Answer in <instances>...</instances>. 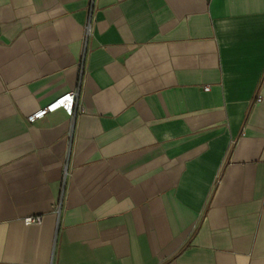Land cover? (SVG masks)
<instances>
[{
    "label": "crops",
    "instance_id": "crops-1",
    "mask_svg": "<svg viewBox=\"0 0 264 264\" xmlns=\"http://www.w3.org/2000/svg\"><path fill=\"white\" fill-rule=\"evenodd\" d=\"M88 6L0 0V264H264V0Z\"/></svg>",
    "mask_w": 264,
    "mask_h": 264
},
{
    "label": "built area",
    "instance_id": "built-area-1",
    "mask_svg": "<svg viewBox=\"0 0 264 264\" xmlns=\"http://www.w3.org/2000/svg\"><path fill=\"white\" fill-rule=\"evenodd\" d=\"M95 7H96V0H89L88 16H87V21L85 24V43H86L87 38L93 32V25H94V19H95ZM85 55H86V50L84 49L81 62L79 63L81 66V77L83 73L82 66H83ZM80 83H81V80L77 88H75L74 90L67 92L61 96H58L46 106L29 114L27 116L28 122L34 123L38 121L39 119L43 118L46 114L50 112H54L59 109L64 110L66 114L72 117L73 119L78 114V112L82 110L79 104V100H78L79 95H80ZM204 89L209 90L210 86H206ZM260 99H261V96L257 95L256 100H260ZM71 133H72V130L70 132V135ZM67 175H68V166L66 163L64 166V179L66 178ZM54 208H55V211L59 214L62 208V196L58 200L57 204H55ZM39 220H40V216H37V217L33 216V217L26 218L25 222L34 223V222H38Z\"/></svg>",
    "mask_w": 264,
    "mask_h": 264
}]
</instances>
